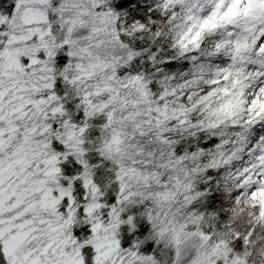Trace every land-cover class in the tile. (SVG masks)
Here are the masks:
<instances>
[{"label": "snow or ice", "instance_id": "obj_1", "mask_svg": "<svg viewBox=\"0 0 264 264\" xmlns=\"http://www.w3.org/2000/svg\"><path fill=\"white\" fill-rule=\"evenodd\" d=\"M0 264H264V0H0Z\"/></svg>", "mask_w": 264, "mask_h": 264}]
</instances>
